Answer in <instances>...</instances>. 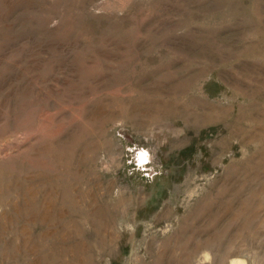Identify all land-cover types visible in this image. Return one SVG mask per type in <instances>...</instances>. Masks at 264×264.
I'll list each match as a JSON object with an SVG mask.
<instances>
[{"label": "rangeland", "instance_id": "rangeland-1", "mask_svg": "<svg viewBox=\"0 0 264 264\" xmlns=\"http://www.w3.org/2000/svg\"><path fill=\"white\" fill-rule=\"evenodd\" d=\"M0 264H264V0H0Z\"/></svg>", "mask_w": 264, "mask_h": 264}]
</instances>
